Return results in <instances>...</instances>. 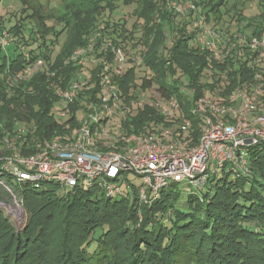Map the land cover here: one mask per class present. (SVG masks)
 Returning <instances> with one entry per match:
<instances>
[{
  "label": "trees",
  "instance_id": "16d2710c",
  "mask_svg": "<svg viewBox=\"0 0 264 264\" xmlns=\"http://www.w3.org/2000/svg\"><path fill=\"white\" fill-rule=\"evenodd\" d=\"M249 1L252 0H195L199 13L209 23L223 26L231 20L242 25L246 21L244 30L254 26L255 34L264 28V0H257L260 12L254 16L244 14ZM96 6L93 12L76 13L73 20H79L73 27L76 35L72 46L61 45L56 54L59 32L35 11L31 15L34 27L18 20L10 30L5 29L15 41L10 46L12 55L0 46V125L9 131L27 129L21 146L23 154L34 153L41 142L59 135L64 125L52 113L55 104L60 103L53 84L62 88L69 84L78 66L66 64L65 60L78 46L86 44L88 33L105 23L116 43L124 48L126 42H133V47L139 45L140 49L131 52H142L143 69L149 71L142 78V87L155 86L166 96H176L184 116L193 121L197 139L200 119L191 110L194 101L211 85L202 76L211 64L208 52L195 43L194 32H188L193 13L181 15L168 9L164 0L160 4L157 0H143L142 6L138 2L134 12L137 20L129 32L125 22L113 20V3ZM108 9L110 15L105 17ZM72 22L65 21L67 34ZM27 31L31 34L27 35ZM53 33L57 37L48 39L47 35ZM171 34L174 41L169 46ZM39 57L46 60L45 69L9 87V76ZM229 67H234L231 75L236 76L239 68L233 59L218 68ZM138 71L137 66H130L119 79L128 99L132 97V86L137 84ZM188 87L196 89L191 96L182 90ZM82 101L80 96L68 105L74 116L66 122L77 124L76 113ZM163 119L156 109L147 106L127 117L124 124L133 132L149 122L162 123ZM249 159L250 175L237 177L223 169L211 174L198 192L186 191L184 195L178 192L183 183L172 182L150 204L139 202L137 187L133 196L111 199L95 185L59 195V185L54 182L36 188L26 181L25 228L15 227L0 210V264H94L92 261L102 249L122 237L127 239L122 264H175L177 257L188 254L192 264H248L253 259L255 264H264V143L251 147ZM1 194L0 189V198ZM182 200L186 202L184 206Z\"/></svg>",
  "mask_w": 264,
  "mask_h": 264
},
{
  "label": "built area",
  "instance_id": "2783aa9c",
  "mask_svg": "<svg viewBox=\"0 0 264 264\" xmlns=\"http://www.w3.org/2000/svg\"><path fill=\"white\" fill-rule=\"evenodd\" d=\"M166 6L184 16L193 13L188 32H194L195 43L208 52L211 64L202 76L212 86L191 110L200 119L198 138L176 96H166L155 86L143 88L142 80H137L130 90L132 97H126L119 79L130 66L144 68L143 54L128 52L101 23L88 33L86 44L65 60L78 66L69 84L63 88L53 84L63 102L55 115L63 131L41 143L34 153L23 154L27 129L9 131L0 125V189L14 201L9 205L0 198V205L25 213L26 181L36 188L51 181L66 191L95 185L115 199L123 197L125 175L131 173L141 181L139 202L150 204L172 182L185 183L188 192H198L211 174L223 169L237 177L251 174L250 149L264 143V28L254 34V26L244 30L246 21L235 22L234 28L213 26L199 13L195 0H166ZM14 41L10 32H1L0 46L6 53ZM172 41L173 34L169 46ZM231 59L239 68L236 76L231 75L234 67L218 68ZM45 67L46 60L36 58L10 75L7 83L13 87ZM182 90L190 96L196 91ZM80 96L77 124L72 125L66 122L74 116L68 105ZM147 106L164 116L162 123L153 121L138 131H128L124 120Z\"/></svg>",
  "mask_w": 264,
  "mask_h": 264
},
{
  "label": "rangeland",
  "instance_id": "374dc122",
  "mask_svg": "<svg viewBox=\"0 0 264 264\" xmlns=\"http://www.w3.org/2000/svg\"><path fill=\"white\" fill-rule=\"evenodd\" d=\"M166 1V0H164ZM104 4H114L115 8L112 11L111 16L114 21H118L119 23L125 22V25L128 31L133 27L134 22L137 20L136 14L134 13L137 9L138 2L140 6L143 4V0H0V35L2 29L10 30L19 20L24 23L28 27H34L35 23L33 22L32 14L35 13L40 15L42 20H49V23L55 27V31L58 33V43L54 54L58 51V49L62 46H72V40L75 38L76 32L73 27H75L77 21L79 19H75V15L79 11L84 12H93L100 3ZM162 0H157V3L160 4ZM257 0H252L246 3L244 14L249 16H254L255 14L260 12V9L257 7ZM105 17H109L110 9L106 10L103 14ZM78 18V17H77ZM81 18V17H80ZM36 19V18H34ZM74 21L72 22V26L70 27V32L67 34V31L64 30L65 21ZM41 21V20H40ZM64 21V22H63ZM87 20H83L86 22ZM82 22V21H81ZM225 25H231L232 28L235 27V21L227 20ZM213 26L216 25L215 22L210 23ZM78 25H76L77 27ZM27 35L31 34L27 31ZM57 37L56 33L47 35L48 39H55ZM65 43V44H64ZM125 43V42H124ZM64 44V45H63ZM126 48L130 50H138L139 45L133 47V42H129L125 44ZM33 48V46H29V49ZM10 53L13 54V49L9 48ZM6 52V50H3ZM145 75H149V71L144 69H139L138 71V82H141L142 77ZM62 101L60 103H56L52 113L57 115V110L62 109ZM42 143V142H41ZM218 177H222V173L218 174ZM233 179V177H231ZM129 180V181H126ZM128 182V183H127ZM141 183L139 178L134 177L131 173H127L125 175V180L122 184V190L124 196L134 195L135 188ZM183 183L181 187H178V192H181L184 195L187 191L186 186ZM181 185V184H180ZM6 191L2 190L1 195L2 199L7 202L9 205H13V199L7 196ZM66 192L63 187L58 188L57 194L62 195ZM183 206L186 204L185 200H182L181 203ZM0 210H2L5 215H8V218L11 222L14 223L15 227L22 230L26 226L27 212H17L16 209H11L9 206L0 205ZM255 225V224H254ZM253 225V226H254ZM127 244V239L123 237L117 240L116 244L114 243L111 247H107V249H102L99 252V259H95L92 261L94 264H122L121 259L124 252V246ZM255 258V257H254ZM255 259H253L249 263L255 264ZM175 264H192L191 255L179 256L176 258Z\"/></svg>",
  "mask_w": 264,
  "mask_h": 264
}]
</instances>
